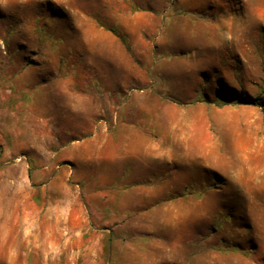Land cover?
Here are the masks:
<instances>
[{"label": "rangeland", "instance_id": "1", "mask_svg": "<svg viewBox=\"0 0 264 264\" xmlns=\"http://www.w3.org/2000/svg\"><path fill=\"white\" fill-rule=\"evenodd\" d=\"M0 264H264V0H0Z\"/></svg>", "mask_w": 264, "mask_h": 264}]
</instances>
